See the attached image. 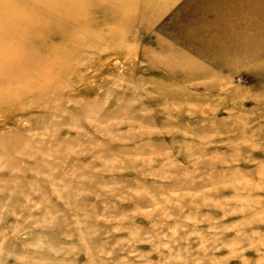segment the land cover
I'll return each instance as SVG.
<instances>
[{"label":"rangeland","instance_id":"obj_1","mask_svg":"<svg viewBox=\"0 0 264 264\" xmlns=\"http://www.w3.org/2000/svg\"><path fill=\"white\" fill-rule=\"evenodd\" d=\"M85 2L0 73V264H264V0Z\"/></svg>","mask_w":264,"mask_h":264},{"label":"bare ground","instance_id":"obj_2","mask_svg":"<svg viewBox=\"0 0 264 264\" xmlns=\"http://www.w3.org/2000/svg\"><path fill=\"white\" fill-rule=\"evenodd\" d=\"M17 2L29 8L30 13L24 11ZM83 3L81 5L84 10L83 16L77 19L72 11L64 15L59 12L58 9L63 8L64 4L57 7L52 4L41 6L38 0L29 1V3L24 0H0V73L4 74L7 69L10 79L14 76H21L20 78L26 81L35 82L36 78L40 80L39 78L51 68L50 62L59 60L65 55V50L62 51V49H58V55L56 53L59 46L62 48L64 35L74 33L78 27L83 26L86 29L87 25H91L86 14H88V9L92 8V3H86L85 0ZM123 13H121L122 16L116 12V19L119 15V22L123 20L125 23H132V12ZM52 35L57 37L59 46L58 44H46ZM0 81H3L1 75ZM2 84L8 85L9 81L0 83ZM5 85L0 86V92L3 91Z\"/></svg>","mask_w":264,"mask_h":264}]
</instances>
